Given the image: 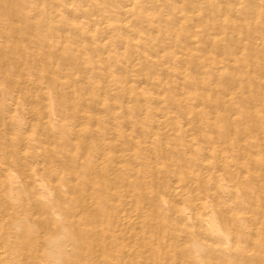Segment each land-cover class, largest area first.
<instances>
[{
    "label": "bare ground",
    "instance_id": "6f19581e",
    "mask_svg": "<svg viewBox=\"0 0 264 264\" xmlns=\"http://www.w3.org/2000/svg\"><path fill=\"white\" fill-rule=\"evenodd\" d=\"M0 126L2 264H264V0H0Z\"/></svg>",
    "mask_w": 264,
    "mask_h": 264
},
{
    "label": "rangeland",
    "instance_id": "374dc122",
    "mask_svg": "<svg viewBox=\"0 0 264 264\" xmlns=\"http://www.w3.org/2000/svg\"><path fill=\"white\" fill-rule=\"evenodd\" d=\"M5 86H6V88H7L8 85L5 84ZM19 97H21V98L19 99L18 97H16V99L18 98V101H19V102H20V100L23 101V99L26 98L25 101H26V102L29 101V102H27V103H28V106H29V104H31V105L29 106V108H26V107H25V111H24V112H25V113L27 112V114L25 115V113H24V115H25L26 118H27V115H33V114H35L36 111H37V106H38V111H39V113H40L41 111H42V112L40 113V115H39V113H36L38 116H37V115H33V117H31V118L33 119L34 117H35V118L38 117V120L34 119V120H32V122H34L35 120H36L37 122H39L41 119H42L41 121H45V120H44L45 117H44V118L42 117V116L44 115V114H43V113H44V112H43V109H41L42 106H39L40 104L38 105V102H39L38 99L36 100L35 97H32V99L36 100V101H33V100L31 99V97H28V98L25 97V96H24L25 98H23L22 96H19ZM29 98L31 99L32 102H35V103L32 104V103L30 102V99H29ZM36 98H37V97H36ZM39 99H40V98H39ZM22 101H21V102H22ZM25 101H24V102H25ZM37 101H38V102H37ZM24 104H26V103H24ZM33 105H36V106H33ZM25 106H26V105H25ZM28 106H27V107H28ZM32 106H33V109L36 108V109H34L35 111H34L33 109H31ZM39 107H40V108H39ZM27 109H28V110H27ZM39 109H41V111H40ZM26 110H27V111H26ZM33 111H34V112H33ZM28 113H30V114H28ZM41 114H42V116H41ZM29 117H30V116H29ZM29 117H28V122L31 120ZM39 118H40V120H39ZM36 121H35V122H36ZM41 121H40V122H41ZM30 122H31V121H30ZM32 122H31V124L33 125L34 123H32ZM41 123H42V122H41ZM44 123H45V122H44ZM38 124H39V123H38ZM1 126H2V125H1ZM1 126H0V127H1ZM38 126H39V125H38ZM41 127H42V126H41ZM31 128H32V126H31ZM38 129H39V128H38ZM0 131H1V133H3V131H2V127H1V130H0ZM1 133H0V134H1ZM1 135H4V133L1 134ZM40 138L43 139L44 137L41 136ZM40 138H39V139H40ZM40 140H41V139H40ZM44 140H46V139L44 138L43 140H41V142H42V143H41L42 145H40L41 148H44V149H46V150L49 148L50 150L48 149V150H49L48 152L51 153V148H53L52 144L47 146L48 143H47L46 141L43 142ZM4 142H5V141H4ZM4 142H3V143H4ZM5 143H7V141H6ZM8 143H9V147H10V146L12 145V143H10V142H8ZM43 143H47V144H43ZM10 144H11V145H10ZM21 144H22V143H21ZM70 144L72 145L73 143H70ZM6 145H7V147H8V144H6ZM43 145L47 146L48 148H45ZM74 145H75V148H76V143L73 144V146H72L73 148H74ZM18 146H20V144H18ZM11 148H14V147L12 146V147L7 148V149H8V151H9V149L12 150L11 153L15 151V152H14V153H15V157H14V156H13V157L17 159V157L19 156L18 148L16 149V147H15L14 151H13V149H11ZM16 150H17V151H16ZM19 150H20V149H19ZM42 151H43V150H42ZM42 151H41V152H42ZM5 152H7V150H6ZM9 152H10V151H9ZM17 152H18V153H17ZM20 152H21V150H20ZM38 152H39V151H38ZM41 152L39 153L40 155H41ZM44 152H47V151L44 150ZM44 152H43V153H44ZM48 152H47V154H49ZM11 153H9V154L11 155ZM14 153H12V154H14ZM16 153H17L18 156H16ZM22 153H24V152L22 151ZM22 153H20V156H19L18 158L21 159V154H22ZM25 153H26V152H25ZM4 154H5V155L7 154V157H9V156H8V152H7V153H4ZM27 154H28V153H26L25 155L23 154L24 157H23V156H22V157H23V158H26L25 156L28 157ZM45 154H46V153H45ZM5 155H4V156H5ZM44 156H45V155H44ZM5 157H6V156H5ZM7 157H6V158H7ZM13 157H12V158H13ZM42 157H43V154H42ZM12 158H8V159H6L5 162H6L7 165L5 164V166H10V168L14 166V170H15V171H16V170H17V171L20 170V169L22 168V167L20 168V166H18V165H20V164H18V161H19L20 159H18V160L16 161V159H14V158L12 159ZM64 158H65V157H63V158H59V157H58V159H59V160L61 159L60 161L63 160V162H64V160L66 159V158H65V159H64ZM9 159H10V160H9ZM21 160H22V159H21ZM21 160H20V161H21ZM23 160H24V159H23ZM67 160H68V159H67ZM67 160H65V161H66L65 163H67ZM7 161H8V162H7ZM56 161H57V160H56ZM60 161H57L56 163H59V164L63 163V162H60ZM78 161H79V160H78ZM16 162H17V163H16ZM23 162H24V161H23ZM49 162H50L51 164H53L52 161H49ZM68 162H69V161H68ZM20 163H22V161H21ZM45 163H46V162H45ZM78 163H80V162H78ZM47 164H48L49 167L52 166V165H49V163H47ZM47 164H44V163H43V164H40V167L38 168V172H39V174H42V173H45V172H46V170H47ZM62 165H65V166H66L67 164H64V163H63ZM65 166H61V167L64 168ZM67 166H68V165H67ZM66 168H67V167H66ZM11 169H12V168H11ZM68 169H69V168H68ZM12 170H13V169H12ZM64 170H67V169L64 168V169L61 170V172L64 171ZM73 170H74V169H73ZM73 170H70V169H69V171H68V172L66 171V173L68 174V173L70 172V173H69V175H70V174L73 172V174H74L75 172H74ZM20 171H22V169H21ZM62 173H65V172H62ZM66 173H65V174H66ZM65 174H64L65 177H69V178H70V176H66L67 174H66V175H65ZM76 174H77V172L75 173V175H76ZM23 175H24V174H23ZM60 175H62L61 177L65 178V177L63 176V174H60ZM75 175H73V176H75ZM73 176H72V177H73ZM76 176H77V175H76ZM72 177H71V179H72ZM77 177H78V176H77ZM73 178H74V177H73ZM75 178H76V177H75ZM75 178L73 179L74 181H75ZM65 179L68 180V178H65ZM78 179H79V178H77V180H78ZM77 180H76V181H77ZM64 181H66V180H64ZM69 182H70L71 184H72V183H74V184L76 183V182H71L70 179H69ZM72 185H73V184H72ZM1 198H2V196H0V199H1ZM0 201H2V199H1ZM74 218H75V217H73L72 220H73ZM35 219H36V217H35ZM76 219L79 220V217L76 216ZM77 220H76V221H77ZM33 221H34V217H33ZM74 221H75V220H74ZM74 221H73V222H74ZM34 222H35V221H34ZM73 222H72V223L70 222V224H71L70 226H72ZM77 222H78V223H77ZM77 222H74V225H75V223L78 224V225L76 224L77 227H76L75 229H79V228H80V227H79V226H80V222H79V221H77ZM35 223H36V222H35ZM37 224H38L39 226H38ZM43 225H44V224H41V225H40L39 223H36V227H37V228L39 227V228H38L39 230H40V228H42V229L44 230L45 226H44V227H40V226H43ZM74 225H73L72 227H74ZM76 225H75V226H76ZM78 227H79V228H78ZM37 228H36V229H37ZM43 230H40V231H43ZM37 231H38V230H37ZM40 231H39V232H40ZM44 231H45V233H47V230H46V229H45ZM44 231H43V232H40V233H43V235H46V234H44ZM39 232H37V233L39 234V236H40V237H38V238H41L40 240L42 241V237H43V236L41 237L42 234H40ZM37 233H36V235H38ZM38 238H37V240H39ZM35 239H36V237H35ZM35 239H34V241H35ZM36 242H39V241H36ZM2 244H3V243H2ZM4 247H5L4 245H3V247L0 246V248H1V250H0V252H1V253H0V254H1V256H0V264H2V263H1L2 259L6 257V251H4L3 249H5V248L7 247V245H6L5 248H4ZM28 255H29V253H28ZM27 261H28V260H27ZM33 261H34V260H33ZM33 261H31V262L33 263ZM32 263H31V264H32ZM26 264H28V263H26ZM29 264H30V261H29Z\"/></svg>",
    "mask_w": 264,
    "mask_h": 264
}]
</instances>
